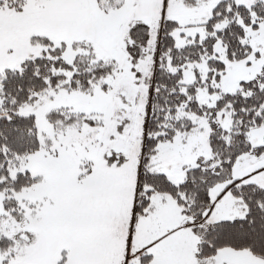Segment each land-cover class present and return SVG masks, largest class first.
Masks as SVG:
<instances>
[{"label":"snow or ice","instance_id":"obj_1","mask_svg":"<svg viewBox=\"0 0 264 264\" xmlns=\"http://www.w3.org/2000/svg\"><path fill=\"white\" fill-rule=\"evenodd\" d=\"M0 264H264V0H0Z\"/></svg>","mask_w":264,"mask_h":264}]
</instances>
